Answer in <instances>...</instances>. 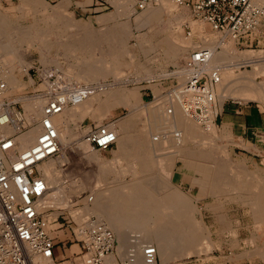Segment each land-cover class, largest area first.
I'll use <instances>...</instances> for the list:
<instances>
[{
    "label": "rangeland",
    "instance_id": "obj_1",
    "mask_svg": "<svg viewBox=\"0 0 264 264\" xmlns=\"http://www.w3.org/2000/svg\"><path fill=\"white\" fill-rule=\"evenodd\" d=\"M81 1L0 0V64L7 67L17 79L15 84L10 85L9 94L28 96L39 88L32 85V80L27 79L26 71L32 65L40 64L46 66L45 69H48V71L59 68L76 82L93 84L95 90L106 91L109 89L108 91L119 97L120 102L119 105L114 107L119 108L105 111L100 118L92 111L84 119L74 117V120L71 121L70 132L72 135L64 152L56 159V167L61 176H58L59 184L62 182V185L65 184L64 192L68 195V203L72 204V201L78 203L71 205L67 208L68 210L63 209L64 207L48 210L45 215L43 214V224L46 227L44 228L59 235L62 232L59 230L65 229L68 238L71 239L73 236L71 227H75V224L71 222V227L64 224L63 228L57 229L58 223L53 220L59 212L65 211L77 224L82 222L88 215L95 217L98 221V218L94 216L95 214L85 211L82 199L87 195L94 197L95 193L98 192L108 193L109 189L114 188L115 193L112 198H115L113 199L115 201L120 200L116 193L118 192L116 190L117 184L131 183L134 178H137L141 179L140 185L147 187L143 190V193H148L144 198L147 201H158L157 197L164 195L167 186H169L175 192L178 191V193L176 192L177 196L181 194L187 199V206L191 208L193 206L195 217L191 221L192 229H194L192 232L191 229L182 226L185 220L180 221V223L177 220L174 221L172 208L164 207L162 204L159 207L160 210L148 208L146 220L149 228L156 229L160 226L164 228L171 224L169 227L173 226V229L170 232L168 231L170 242L176 240L179 247L188 246V243H191L193 249L196 248L197 250V252L185 250L183 255L175 256L171 262L166 264H264V245H261L264 242V225L261 222L264 205H252L249 202L254 200L248 198L249 191L239 187L236 188V186H242L244 183L264 182V177L257 178L259 176L254 173L241 171L238 169L241 164L236 163L234 160L245 158L246 167L250 170L260 164V158L247 157V154H251L250 150L246 151L248 147L244 148L242 144H238L235 137L230 140L229 136L223 133L222 128L215 125L210 126L214 130L209 127L202 129L199 125H195L192 136L185 134L183 130H185L186 124L182 125V123L179 124L174 120L173 110L162 111L161 107H158L161 103L159 101L161 97L168 100L166 103L173 100L167 93L170 86L165 88L164 92H161L159 79L173 75L174 81H182L185 74V72L183 73L185 57L197 45L198 47L214 45L216 52H220L221 46H218V44L221 43L223 38L226 45L231 44L233 53L227 55L223 53L224 58L215 64L212 63V65L223 67L222 72H231L233 78L251 72L252 68L254 71L256 66H245L242 64V60H245L243 58L245 57L244 54L251 53L248 58H264V50L260 49L264 48V27L260 25L261 27L254 32L255 38L259 36L261 38L259 44L245 45L242 39L237 41L229 36H223L214 31L207 22L200 19L194 20L186 9L177 7L171 0H165L166 5L168 4L167 8H164L165 2L163 1L157 5L147 7L144 11H136L131 6L130 0H117L113 2L116 5V11L103 10L102 14L96 9H94L95 13V11L92 12V9L83 7ZM261 3L264 5V2ZM79 6H82L83 10ZM148 10L154 13L149 12V15L147 13L146 19L143 20L142 17ZM94 15L97 16L94 17ZM131 20L135 22V27L138 30L135 33L137 35H134L127 44L126 39L131 35V32H129V21L132 22ZM91 21L94 22L96 27H99V25L103 27L101 22L115 21L118 26L114 32L116 40L110 37L113 40H107L109 41L107 44L104 43L105 41L102 42L99 48L98 46H94V48L88 45L87 41L85 43L83 38L88 32ZM182 23H187L192 34L186 36L185 31L187 29L181 27ZM158 24H161V26L166 24L167 27L157 31L155 25ZM143 27H149L150 29H140ZM126 29L129 32L127 36L125 35L127 33ZM100 33L103 38L108 37L105 29H102ZM10 38L12 39L10 40ZM137 40L138 43L133 45L132 43ZM183 44H189L190 47L181 52V56L178 55L176 58H174L175 54L170 56L168 53L169 48L174 49ZM86 64L93 68L88 80L84 72L85 69L83 70V66ZM225 69L226 71H224ZM81 70L83 71L82 75ZM262 71L257 73L256 80H254V75L251 76L253 78L252 86H264V83H262L263 77L261 76ZM3 75L2 73V77ZM231 81H229L232 84L231 88L226 89V94L220 92L223 94L219 95L217 90L218 98L221 101L227 98L239 99L238 101L246 100V97L242 98L244 96L237 93L238 97L234 95L233 91L230 92L233 87V89L235 87L239 89V86L244 83L239 81V78L235 81L239 85L235 82L233 84ZM147 87L152 88L153 96L144 93ZM101 96L103 97L105 94L102 93ZM112 99L110 98V101ZM225 102L227 103L229 100ZM92 105L95 108L97 102H93ZM164 110L166 109L164 108ZM126 117L128 121L131 119L129 123L134 125V128L132 125V127L129 126L131 129H128L127 133L133 132V134L138 133L141 135L142 141L139 142V153L142 157L144 152L148 153L149 151L151 153L149 156L153 162H150L149 167L131 165L129 161L133 159L122 157L123 152L116 145L106 151L92 149L91 146L84 149L82 146V140L84 141L85 135L91 126L103 125L105 128L114 125L116 134H120L124 130L119 129L120 124L118 122ZM159 123L161 124L160 127ZM158 127L159 130H157ZM175 128L176 130L173 131ZM180 134L181 137H179ZM161 137L168 141H172V138L175 137L173 141L176 142V145L173 146V150L172 148H166L160 152L154 151L156 139ZM126 141L129 140L124 142L125 146H128L129 143ZM89 149L93 150L95 158H93L91 152L87 151ZM207 151H214L216 160L224 159L219 151H225L231 156V158H227V161L231 163L229 164L230 168L227 166V172L224 174L226 179L223 183L224 190L214 189L208 191L205 188L204 179L207 171H209L205 164ZM196 153L198 154L195 155ZM146 157L145 155L147 160ZM145 167L148 170H145ZM132 172L133 174H131ZM215 172L216 169L214 168V174ZM157 176L162 180L156 179ZM231 180L236 181L237 185L234 186V183L230 182ZM76 188L77 190H75ZM123 191L126 190L123 189ZM139 210L146 213L147 209L141 206L138 208ZM216 214H219L220 223L223 222L225 226L219 222V224L216 223ZM58 222L61 223L62 219L59 218ZM105 226L107 225L105 224ZM131 234H133V231ZM61 238H64V236L61 235ZM151 240L153 241L154 238L152 237ZM73 242L76 243L74 237ZM70 244L71 241L67 240L65 246L68 247ZM61 247V245H57L55 254H60L62 249L59 248ZM67 251L68 254L72 251L79 252L78 245L73 244L71 249ZM117 255L116 252V258ZM118 256L122 257L121 255ZM160 262L162 264L161 258L157 256V264H160Z\"/></svg>",
    "mask_w": 264,
    "mask_h": 264
},
{
    "label": "built area",
    "instance_id": "obj_2",
    "mask_svg": "<svg viewBox=\"0 0 264 264\" xmlns=\"http://www.w3.org/2000/svg\"><path fill=\"white\" fill-rule=\"evenodd\" d=\"M171 1L188 8L195 19L207 22L214 31L237 41L264 27V5L252 0ZM160 2L135 0L134 9L142 11ZM93 4V8L100 12L110 7V0H94ZM190 34L187 30L186 35ZM210 55L211 51L205 47L191 50L183 66L185 82H177L167 89L169 96L176 99L186 115L198 120L203 127L216 122L219 116L213 92L219 81L218 72L207 66L202 69ZM26 75L33 81L32 85L39 88L28 96H15L7 92L0 73V264H44L42 260L45 258L48 259L47 264H131L134 260L132 249L124 261H109L108 257L117 245L115 234L103 224L96 225L93 216L87 219L84 238H78L77 224L65 211L59 212L53 221L58 223L57 229L63 228L64 224L71 227L70 223H74L71 239L65 229H60L59 235L44 228V212L38 205L47 191V182L39 166L61 153L54 117L84 100L94 85L76 82L59 68L45 71L40 64L29 67ZM34 96L42 100L40 106L34 104L41 109L37 121L27 114L22 103L23 98ZM32 128H37L33 141L22 147L19 136ZM115 139L113 131L99 125L91 126L86 136L91 148L99 150L110 148ZM61 235L64 238H60ZM67 240L71 241L68 247L65 246ZM73 244L78 245L79 252L68 254L67 250ZM57 245L62 246L60 254H55ZM142 247L144 263L152 264L155 260L154 246L146 243Z\"/></svg>",
    "mask_w": 264,
    "mask_h": 264
},
{
    "label": "bare ground",
    "instance_id": "obj_3",
    "mask_svg": "<svg viewBox=\"0 0 264 264\" xmlns=\"http://www.w3.org/2000/svg\"><path fill=\"white\" fill-rule=\"evenodd\" d=\"M163 1L165 2L164 3V8H167L166 6L168 4L166 5V1L165 0H161V2H163ZM252 1L254 3H256V4H259V5H262L261 2H264V0H252ZM156 11H158V10H156ZM149 12L151 14L154 13L153 11H149L148 10L147 12L144 13L143 20L146 19L147 13L149 15ZM148 19H150V18H148ZM11 39L12 38H10V40ZM221 40H222L221 43L218 44V46L219 45L221 46V51L220 52H216L214 45H206L205 46V48H207L208 50L211 51V55H210L209 59L207 60V63L202 66V69L206 68V66H207L208 69L217 70V72H218L219 81L215 84L214 91H213L214 94H215L214 96L216 98L217 104H218L217 90L219 92V95L220 94H223V93H220V92H224V94H226L225 93L226 89L227 88H231V85H232V84L229 83V81L232 80L231 82L233 83L238 78H239V81L243 82L244 84L241 85V86H239V89L236 88V87H235V89H233L234 88L233 87L230 90V92L231 91L234 92V95H237V93H238L240 96H244L242 98H245L246 97L247 99L250 96L251 97H255V94H256V98H257V94H263L264 95V86L263 87L262 86H260V87L259 86H257V87L256 86H252L253 84H252V77H251L252 75H255L258 72H261L262 70H264V63L258 64L255 61L256 65H254V66H256V67L254 68V71H253V68H252V72H249L247 74H243V75H241L239 77L237 76L238 78L237 77L236 78H233V76L231 75V72H224L223 73L222 72L223 67H219V66L212 65V63L215 64V63L219 62L220 60H222L224 58L223 53L224 54L226 53V55L228 53L229 54L230 53L231 54L233 53L232 52V48L230 46L231 44L230 45L229 44L226 45L225 44V40L223 38ZM105 44H107V42ZM192 46H193V43H192ZM179 47L173 49V54H175V57L174 58H176V56L178 57V55H180L181 52H183L188 47H190V45L189 44L188 45L183 44V45H180ZM196 47H198V45L195 46V48ZM189 53L187 55H189ZM251 54H244V56H245L244 58H248ZM7 57L9 58V56H7ZM186 57H185V59H186ZM231 62H233V61H231ZM47 66H48V64H47ZM84 69H85L84 72H85V75H86V79L88 80V77H90V72H92L93 68L89 64H86V65L83 66V70ZM45 70H47V69H45ZM79 70H80V68H79ZM181 71H182V69H181ZM224 71H226V69ZM1 72L4 74L3 75V78H4L3 80L5 81V85H6L7 90H8L7 92H9L10 91V85L15 84L17 82V79L9 71V69H7V67H4V65H2V64H0V73ZM77 72H78V69H77ZM82 72L83 71L81 70V75H82ZM184 72H185V69H184L183 73ZM2 73H1V75H2ZM78 74H80V73H78ZM185 79H186V77H185V74H184L182 81H178V84H180V83L183 84L185 82ZM233 79H234V81H233ZM235 84L239 85L236 82H235ZM234 86H236V85H234ZM108 90L109 89H107L106 91H104V90L102 91L100 89H98V90L93 89L90 92V94H88L85 97V99L82 100L80 103L75 104V105L70 106V107H67L60 114H58V115H56L54 117L53 122L55 124L56 129H57L58 139H59V143H60V146H61V153L64 152L66 145L69 144V140H70L71 135H72L71 132H70V124H71V121L74 120L73 119L74 117H80V118L84 119L86 116L89 115L90 112L93 111V114L97 115L100 118L105 113V111H107L109 109H112L115 106H117V105L120 104L119 99H118L119 97L115 93H113L111 91H108ZM114 91H116V90L114 89ZM121 92L123 93V90ZM102 93L105 94V96L102 97L101 96ZM110 98H113L112 101H110ZM166 98H168V97H166ZM159 101L161 103H159V106L158 107L159 108L161 107L162 111H171V109H172L173 110L172 113H174V117H175L174 120H176L179 124L180 123H182V125L183 124H186L185 125V130H183L185 132V134H188V135L193 134L194 133V130H195V125H199L202 129L205 128V127H203V126H201L199 124V121L198 120H195L194 118L190 117L189 115H186V112H184L181 109L179 103L176 101L175 98H173L172 102H169V103H166V101H168V100H165L163 97H161L159 99ZM169 101H170V98H169ZM93 102H97V106L95 108L92 105ZM22 103H23V106H24L25 110L27 111V114L30 115L34 120L37 121V119L41 115V109H39L38 106L34 107V104H39V106H40L41 103H42L41 98L40 97H35V96H34V98H32V97H25V98H23V102ZM164 108L166 110H164ZM144 109H146V108H144ZM216 110H218V109H216ZM143 112H144V110H143ZM129 121H131V119ZM129 121H128L127 117H126L125 119H121L120 122H118L120 124V127L118 126L119 129L122 128L124 130L120 134H116L115 128H114L115 126L114 125H109V126H107L105 128H104L103 125H99V126H102L104 129H109L110 131H113L115 133V138L116 139H115L114 144L116 145L117 148H119L123 152L122 157H124L126 159H128V158L133 159L132 161H129V163L131 165L135 164V166L137 165V166H140V167H142V166L145 165V166H148L149 167V165L153 162V160L149 156V154H151V153L149 151H148V153L147 152H144L143 157L139 153L140 152L139 149H138L140 147L139 146V142L142 141V138H140L141 135H139L138 133H136V134L135 133L133 134V132L127 133L128 132L127 130L128 129H131V128H129V126L130 127L133 126V128H134V125L130 124ZM155 124H157V123H155ZM213 125H214V122L209 123V124H207V127L206 128H208V127L210 128V126H213ZM160 126H161V124L159 123V127ZM125 127H126V129H125ZM159 127H158L157 130H159ZM162 128H163V126H162ZM142 129H144V128H142ZM210 129L214 130V128H212V127ZM36 130H37V128H32L31 130H28V131L22 133L19 136V139H20V141L22 143V145H21L22 147L23 146H26L27 144H29V143H31L33 141V139H34V137L36 135ZM175 130H176V128L173 129V131H175ZM183 131H182V133H183ZM180 133H181V131H180ZM86 136H87V133L85 135V139H86ZM179 137H181V134H180ZM161 138H157L156 139L157 141H156V144H154V151H159L160 152L161 150L166 149V148H172V150H173V148L176 145V142L173 141V139L175 137L174 138L171 137L172 138V141H170V140L168 141V140H165L163 138L161 139ZM85 139H84V141L82 140V146L84 147V149L91 146L89 144V142L87 140H85ZM125 140H129V141H126L127 143H129V144L126 143L128 146H125V143H124ZM144 140H146V139H144ZM211 141H212V139H211ZM110 148H108V149H110ZM92 149H96V148H92ZM97 150H99V149H97ZM175 150H177V149H175ZM87 151L91 152V155L93 156V158H95V156H94L95 154L93 153V150H90L89 149ZM87 151H86V153H87ZM197 154L198 153H196L195 155H197ZM145 155L147 156L146 157L147 160L145 159ZM63 156H64V154H63ZM186 156H188V155H186ZM57 158H54V159H50L48 161H45L44 163H42L43 166H41L42 164L39 166V169L42 171L43 176H44V179L47 182V191H46L44 197L41 199V201H40V203L38 205L39 210L40 211L42 210V212H44L43 213L44 215L47 212V210H49V208H54L56 210L57 208L60 209V207H64L63 209H65V208L67 209V208L71 207V205L73 206V205H76L78 203L77 201H75V202L72 201V204H69L68 203V197H67L68 195H66V193L64 192V189H65V186L64 185L65 184L62 185L63 184V182H62V183H60L61 184L60 185L59 182H58V181H60L59 180V177H58V176H60L59 175L60 171L56 167V161H57L56 159ZM141 159H143L145 161H142ZM159 160H162V159H159ZM162 162H164V161H162ZM157 163H158V161H157ZM117 164H119V163H117ZM167 164H168V162H167ZM160 165H161V163H160ZM218 168H220V167H218ZM142 169H144V168H142ZM145 170H148V169L146 168ZM123 172H124V170H123ZM133 172H134V170H133ZM133 172L131 174H133ZM156 179H159V177L156 178ZM249 179H251V178H249ZM159 180H162V178L159 179ZM140 181H141V179L134 178V180L131 183L117 184L116 190H118V192H116V193L118 195L117 197L120 200H116V201L113 200V199H115V198H112L114 196V193H115L114 192V188L113 189H109L108 190V193H103V192H100L99 193L98 192V193H95L94 197H92L91 195H87V196H85V198L82 199V201H83V203L85 205V207H84L85 208V211L91 212V213H93V215L95 214L94 216H96L98 218V221L95 220L94 223L96 225L103 224L104 226L106 224L107 226H105V227H107L108 229H110L112 233L116 234L115 235V238L117 236V239L116 240H118V247L116 245V248H115L114 253L108 257L109 261L114 262V263H116L117 260L124 261L128 257V254L129 253H132V250H133V253L132 254L134 256V260H133V262H131V264H145L144 261H143V259H142V249H143L142 246H143V244H146V243L151 244L155 248V260H154V262L152 264H157V256H159L161 258L162 264H166L168 262H171L174 259L175 256L183 255V253H185V250H188L189 252H197L196 248L193 249V244H191V243H188V246L184 245V247H182V246L179 247L177 245L178 242H176V240H174V242L173 241L170 242V240H169V232L173 229V226L169 227L171 224L167 225L164 228H161V226H160V227H158L156 229H151V228L148 227L149 224H148V222L146 220L147 219L146 216H147L148 208L154 209V210H156V209H159L160 210L159 207H161V204H162L164 207L172 208V214H173V217H174V218L173 217L172 218L174 219V221L177 220V222L180 223V221L185 220V221H183L184 224H182V226L186 227L187 229H191L190 231L192 232V230H194V229H192L191 221L195 217V213H194V210H193V206H192V208L189 207V206H187L186 205L187 199L184 198L183 196H181V194L177 196L176 195V192L178 193V191L175 192L174 189L171 188V187H169V186H167V189H166L164 195H159L157 197L158 198V201L149 202L146 199H144L145 198V195H147L148 193H143V190L147 189V187L146 186H143V185H140ZM256 186H257V184H256ZM256 186H255V188H257ZM70 187H72V186H70ZM165 187H164V189H165ZM251 187H253V186H251ZM67 189H70V188H67ZM123 189L126 190V191H123ZM75 190H77V188ZM255 190H257V189H255ZM261 190L264 191L263 189H261ZM261 194H262V192H261ZM253 195H255V194H253ZM156 196H157V194H156ZM260 196H262V195H259L258 196V199H260ZM262 200H264V198H262ZM262 200L260 199L259 202L261 203ZM192 205H193V203H192ZM141 206L147 209L146 210V213L145 212L143 213L140 210L138 211V208H140ZM167 215H165V216H167ZM84 216H86V214ZM89 217L90 216L88 215V217H86L82 222H80L78 224L76 223L77 224V227H75V231H76V234H77L78 237H83V238L86 237V233H85V230L86 229H85V227L88 224L87 219ZM132 231H133V234H131ZM171 233H173V232H171ZM152 237L154 238L153 241L151 240ZM135 240H137V242H135ZM116 252L118 253V255H121L122 257H120V256L117 255V258H116L115 257V253ZM47 260L48 259L45 258L44 260H42L43 261L42 263L47 264ZM160 264H161V262H160Z\"/></svg>",
    "mask_w": 264,
    "mask_h": 264
},
{
    "label": "crops",
    "instance_id": "obj_4",
    "mask_svg": "<svg viewBox=\"0 0 264 264\" xmlns=\"http://www.w3.org/2000/svg\"><path fill=\"white\" fill-rule=\"evenodd\" d=\"M93 1L94 0H82L81 2H83V4H82L83 7H88L87 9H90V10L92 9V12H94L95 10H94V8H92V6L94 5ZM115 1H117V0H114V1L110 0V7L106 10L116 11V5H115V3H113ZM130 1L132 4L131 6L134 7L135 6V0H130ZM177 7L184 8L190 13L189 9L186 7H182V6H177ZM79 8L82 9V6H79ZM104 12H107V11H104ZM95 13H96V11H95ZM100 13L102 14V11H100ZM190 15H191V13H190ZM96 16L97 15H94V17H96ZM191 17L194 20H197L192 15H191ZM142 19H143V17H142ZM129 23H130V31L129 32H131V35L129 37H127V39H126L127 44L130 42L131 38L134 37V35H137L135 33L138 30L135 27L134 21H132V22L129 21ZM101 24L103 25V27L101 25H99V27H96L94 22H92V21L90 22V26L88 27V32H87V34L84 35V38H83L85 43L87 41L88 45L93 46V47L98 46V48H99V46L101 45L102 42L105 41L104 43H106V42L108 43L109 41H112L113 39H115L114 38V35H115L114 32L118 28L117 23L115 21H107V22H101ZM155 26H156L155 30H157V31H161V29H165L167 27L166 24H164L162 26H161V24H158ZM181 27L183 29L190 30V32H191V28L187 25V23H182ZM102 29L106 30V32H107L106 34L108 35V37L105 36L103 38L101 36L100 32ZM140 29H148L149 30L150 28L149 27H143ZM126 31H127V33H125V35L127 36L129 32L127 29H126ZM186 31H185V33H186ZM254 35L255 34L252 33V34L245 36L242 39L243 43L245 45L246 44L247 45L254 44V43H256L255 45H257V43L259 44L261 42L260 36L255 38ZM110 37H112L113 39ZM107 40H109V41H107ZM133 40H135V39H133ZM136 43H138V40L136 42H133L132 44L136 45ZM82 44L84 45V43H82ZM255 47H258V46H255ZM246 49H249V48H246ZM250 49L258 50V49H254V48H250ZM260 49L264 50V48H260ZM168 53L171 56L173 54V48H169ZM255 61L258 64L264 63V58H245V60H242V64H244L245 66L249 65L251 67L252 65H256ZM261 74H262L261 76L263 77L262 83H264V71H262ZM257 77H258L257 74H255L254 80H256ZM174 79L175 78L173 75L168 76V77H161L159 79L160 80L159 86L161 88V92L162 91L164 92L165 88H168L169 86H172L178 82L177 80L174 81ZM143 82H145V80H143ZM144 93H146L147 95L152 94V96H153V90L150 87H147L146 91H144ZM228 100H229V102L226 103L225 101H228ZM117 108H119V107H116L112 110H116ZM217 109H218L219 116L217 117L216 122H214V125L219 127V128H222L223 133L227 134L229 136L228 138L230 140H231V138L235 137V138H237L238 144H240L242 142L241 144L244 146V148L248 147V148H246L248 150H246V149L245 150L246 151L250 150L251 154H247L246 155L247 157H252V158L259 157L260 158V164L257 165L254 169H250V170L246 167L245 158L234 159L236 163L241 164V165H239L238 169H240L243 172L254 173L256 176H259L257 178L264 177V161L262 162V160H264V95L263 94H257V98H256V94H255V97L253 99L248 98L245 101L244 100L238 101V100H234L231 98H227V99L221 101L218 98ZM222 136L224 137L225 135H222ZM244 148H242V149H244ZM106 150H103V151H106ZM219 152H221V155L224 159L216 160L215 159L216 154L214 151H209V152L207 151L206 156H205L207 158L205 164H206L207 168H209V171H207L206 178L204 180L206 183L205 188L208 191L214 190V189H222V190L225 189V186L223 185V183L226 181L224 174H225V172H227V166L229 167V164L231 163L230 161H227L226 159L231 158V156L228 153H226L225 151H219ZM174 159H175V157H174ZM174 165H175V162H174ZM218 167H220V168H218ZM214 168L216 169L215 174H214ZM210 169H211V173H210ZM230 182L234 183L233 184L234 186L237 185L236 181H230ZM256 184H257V186H256ZM251 186H253V187H251ZM255 186L257 188H255ZM238 187L249 191L248 193H250V194L247 195L248 198H251L254 200L253 202H249V203H251L252 205H255V206L264 205V202H263L264 200H262V198H264V191L261 190V189L264 190V188H263L264 182L258 181V183H247V184L244 183V185H242V186H236V188H238ZM254 188L257 190H255ZM260 191L262 192V194ZM253 194H255V195H253ZM257 195L263 196V197L260 196V199L262 200L261 203L259 202L260 199H258ZM263 213H264V211H263ZM215 220H216L217 224L220 223L219 214L215 215ZM261 222L264 225V214L261 218ZM220 224L225 226V224H223V222H221ZM261 245H264V242Z\"/></svg>",
    "mask_w": 264,
    "mask_h": 264
}]
</instances>
